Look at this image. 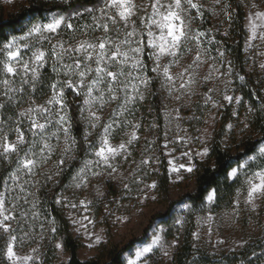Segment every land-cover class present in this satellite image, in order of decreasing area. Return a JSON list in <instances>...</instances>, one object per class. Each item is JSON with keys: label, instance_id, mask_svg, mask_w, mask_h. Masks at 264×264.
Wrapping results in <instances>:
<instances>
[{"label": "rangeland", "instance_id": "rangeland-1", "mask_svg": "<svg viewBox=\"0 0 264 264\" xmlns=\"http://www.w3.org/2000/svg\"><path fill=\"white\" fill-rule=\"evenodd\" d=\"M50 1L68 4L72 0ZM242 1L246 12V42L244 49L248 68L250 72L261 79L264 85V67H262L264 65V38H261V35L264 34V27H258L256 38L251 39L252 33L249 21V17L254 16L256 12H264V0ZM136 2L148 3V0H136ZM25 4V0H0V13L7 16L20 10ZM99 6L100 0L96 7ZM84 9L79 11L83 13L82 16H76V12L72 14L62 12L50 14L48 20L53 14L68 17L67 22L72 23L75 29L70 30L62 26L59 35L44 32L43 37L51 36V43L44 42L41 34L33 33L29 37L27 35L28 31L16 36L18 38L23 37L22 40H18V43L21 45L27 43L37 47L42 46L45 50H49L51 44H55L61 39L65 41L66 46L69 42L76 45L79 41L86 39L94 42L96 37L104 34L100 29L93 31L85 28L86 25L93 24V18L92 15L85 13ZM143 14V12L137 14L136 27L138 30L141 28L139 17ZM93 15L99 17L101 14L97 11ZM47 21H36L34 23ZM256 23L264 24L262 21ZM109 24V34L113 39L117 37L123 39L125 32L132 30L131 21L127 29L124 27L123 22L117 24L109 22ZM85 31L88 33L87 36L84 35ZM185 47L191 48V51L182 52L179 62L173 64L170 68V73L175 80L174 84L166 83L162 73L159 75L166 93L163 152L167 159L172 186L170 199L171 201H178L173 209L172 221L178 227L176 231L183 229L186 223L192 221L195 226L193 230L194 246L199 251L208 252L215 255L216 259H220L223 253L239 251L243 247L246 237L251 235L252 232L259 231L261 239L264 238V199H257L254 205L245 203L246 186L244 185L243 175V172L247 171V168H245L241 171L239 179L230 177L231 180L241 182L239 196L236 194L231 206L222 207L217 205L215 190H211L207 195V197L210 194L213 195L212 201H209L206 197L205 201L198 206H194L187 201H180L183 195L194 191L195 160L204 161L207 159L208 155L201 157L198 153L202 152L204 148H208L209 154L214 130L227 108H230L232 113H236V115H233L234 118L239 119L229 123L232 128L227 127L223 145L228 148H235L238 144L236 136H242L247 130L244 116L241 115L240 117L241 101L237 104L235 100L229 103L223 99L225 94L240 97L233 91L227 57L224 54L223 56L220 55V53H223L221 50L215 52L208 49L205 39L201 40L199 46L195 42H190ZM21 51L25 53V59L31 55L23 47H21ZM197 52L200 53L198 66L193 64ZM75 55L80 54L76 53ZM170 59L172 58H162L161 65L167 64ZM65 62L71 63L67 58ZM189 65H192V68L185 72ZM133 74L136 75L135 72ZM22 78H24L22 71L20 75L11 77V80L15 82L11 85L13 91L9 93H15L20 89ZM65 79L67 78L64 77L63 80ZM73 79L76 78L73 77ZM189 80L192 82L189 83ZM181 83H185L186 87L180 88ZM146 88L140 85L143 96ZM4 91H6V88L0 83V97ZM129 92L132 94L131 89H129ZM93 94L96 95L95 92ZM140 101L142 100L137 98L127 105V111L118 110V114L113 112L114 109H117L118 102L105 105L103 111L97 113L102 119L95 128L90 127L87 106L83 103L82 108L85 110L82 115L88 143H98L103 132L101 125L111 124L113 120H116L117 123L114 125L110 137L111 144L118 145L122 141H127L134 130L132 125H139L137 106ZM40 105L49 107L54 113L53 124L49 125L44 132V136L48 138L47 142L52 146V150L49 152L44 149L41 152L43 141L39 135H33V132L30 131L31 121L28 116H24L28 122L29 133L27 136L24 135L26 143L22 147L26 150L31 148L35 152V157L30 156V158L36 159L37 164L31 173H27L26 170L17 172V154L13 153L5 157L12 169L8 172L1 191L6 200L5 214L15 217L7 222L14 229L12 234L17 237L14 250L18 256H32L33 260L29 261L28 264L41 263L43 241L50 235L51 226L39 205L41 191L50 183L58 181L61 175L72 166L74 160V145L66 153L64 151V134L62 131H57L59 125L55 124V120L58 119V115H55V112L59 107L58 105H48L47 102L32 103L24 109L23 113ZM63 111L67 113L66 108ZM93 111H95V108H93ZM36 115L35 112L32 113L33 118H36ZM40 122L43 123V119ZM66 126L69 127V124ZM138 129H135V131L139 139ZM10 133V128L4 127L0 118V136L5 134V137L14 143L18 134L15 138H10ZM53 133H57L59 139ZM34 141L35 143H33ZM261 146H264V144H260L258 149ZM258 149L251 155L257 156L255 161L248 160L247 157L239 165H251L254 169L256 165L264 162L258 156ZM90 151L89 149L84 162L95 159L94 156L89 155ZM185 153L188 154L185 155ZM20 155L23 156V152ZM10 157H13V161L10 160ZM61 160L64 161L63 164L60 163ZM144 160H148L149 163L142 164L141 162ZM169 161H171V164ZM159 162L154 147L149 146L141 149L138 146V140H136L128 147L126 153L111 161L116 171L113 172L111 168L104 165L91 164L89 170L83 174L86 179L80 187H76L79 181L74 180L73 177L80 174V168L83 165L74 171L69 182L58 193L57 201H60L59 204L69 218L74 235L81 238L83 242L84 246L79 252L81 259L86 260L93 257L96 253V247L101 242L106 241L107 234L110 233L117 243H127L132 239H141L131 250L124 254L125 264H128L130 259L135 258V252L138 248L149 245H153L154 250L148 254L147 264H173V255L178 244V234L174 238H169L167 234L168 227L159 220H154L156 214L167 211V204L157 196L155 189L147 187L153 182L156 183L155 177L159 171ZM180 165L185 167L181 168ZM173 167L177 168L178 171H172ZM188 167H192L193 170L191 172L187 171ZM13 176L16 178L13 179ZM109 180L118 181L122 188L121 195L111 201H107L105 190V184ZM125 184L128 185L127 188L124 187ZM153 196L156 198L152 199ZM82 200L91 202L88 211L80 206ZM72 204L77 205V207L72 208ZM85 216L88 217L87 220L84 219ZM82 225L86 227H82ZM98 236L101 237L99 242H97ZM157 236L160 237V242L159 245H154L153 241ZM58 244L61 245L60 241L57 242ZM33 249L36 251L33 252ZM58 251L59 260L66 261L68 257L61 246L58 247ZM165 252H167V255H165Z\"/></svg>", "mask_w": 264, "mask_h": 264}, {"label": "trees", "instance_id": "trees-1", "mask_svg": "<svg viewBox=\"0 0 264 264\" xmlns=\"http://www.w3.org/2000/svg\"><path fill=\"white\" fill-rule=\"evenodd\" d=\"M26 4L18 11L9 15L0 13V43L12 36H19L28 31L32 23L47 21L50 14L62 12L72 14L88 7L98 6L99 0H72L68 4H62L50 0H25ZM202 5V16L196 10H192L195 19L192 29L204 32L201 38L207 41L210 50H221L227 57L232 79L233 91L241 97V115L247 123V130L242 136H236L238 142L235 148L223 145V139L227 134V127L234 118L230 108L214 130L209 154L206 160H195V189L191 193L183 195L180 201L198 206L202 204L211 190H215L216 204L222 207L231 206L241 186L239 180H231L228 173L238 166L247 157L253 155L260 144H264V85L261 79L250 72L245 54L246 12L242 0H194ZM138 17L134 20L137 22ZM2 58V57H0ZM148 66L146 75L150 77V83L145 90L144 99L138 103L139 110V139L138 146L141 149L154 147L159 158V171L155 177L157 196L167 204V211L158 213L154 220H159L168 227V237L174 238L178 234V244L173 255V264H264V238L260 232H252L246 237L243 247L236 252L223 253L220 259L215 255L203 253L194 246L192 221L186 223L183 229L176 231L178 227L173 223V209L178 201H171V181L168 172L167 159L163 152L164 141V107L166 93L162 86L161 77L150 71L153 61L144 57ZM53 61L49 59L44 69H41V78L33 88L32 82L21 83L20 89L15 93L5 91L1 94L0 101L5 107L0 109V118L4 127L11 130L10 138H15L19 128L24 135L29 133L26 117L22 116L24 109L32 103H45L52 96L51 84L56 80H63V74L57 76L52 71ZM243 77V79H241ZM10 79L0 73V81ZM64 103L67 114L70 117L69 129L74 144V160L72 166L67 169L56 182L50 183L41 191L39 205L44 212L49 225L50 235L44 239V245L40 264H125L124 254L131 250L141 239H132L127 243H117L107 234L106 241L96 247L93 257L83 260L79 256L83 248L81 238L74 235L72 224L63 207L57 203L58 193L66 186L76 169L83 165L89 151V143L85 139L86 126L81 109L84 95H76L72 90L65 88ZM244 112V113H243ZM241 132V131H240ZM5 134L0 136L2 142ZM13 161V157H10ZM12 169L5 156L0 155V193L3 189L6 176ZM107 201L118 198L122 193L121 185L116 180H109L105 184ZM52 229H55L53 231ZM175 230V231H174ZM9 239L8 233L0 231V264H10L5 256ZM60 241L63 252L67 255L66 261H60L57 242Z\"/></svg>", "mask_w": 264, "mask_h": 264}, {"label": "snow or ice", "instance_id": "snow-or-ice-1", "mask_svg": "<svg viewBox=\"0 0 264 264\" xmlns=\"http://www.w3.org/2000/svg\"><path fill=\"white\" fill-rule=\"evenodd\" d=\"M219 2V0H217ZM202 5L194 0H148V3H137L136 0H100L99 7L85 8L84 12L92 15L93 24L86 25V29H92L93 31L102 30V36L95 38V41L82 40L76 45H72L70 42L67 44L64 40H58L57 43L51 44L49 50H45L42 46L29 45L27 43L21 45L18 40H22L23 37L12 36L11 39H6L5 42L0 43V73H3L5 77H16L23 72L22 83H29L28 77L32 82L33 88H35L36 82L41 78V69H44L49 62V59L53 61L52 71L57 76L63 74L67 79L56 80L51 84L52 96L47 101L48 105H58L55 115H58V119L55 120V124L59 125L57 131H62L65 138L64 151L67 153L71 150L72 145L75 144L74 138L70 136V129L67 124H70L69 115L64 112L66 107L64 103L65 88L72 90L76 95H84V105L87 106L88 120L90 127L95 128L97 124L101 122V116L97 113L103 111L105 105L118 102L117 109L113 112L118 114V110L127 111V105L134 102L137 98L144 99L143 93L140 91V85L145 88L150 83V77L146 75L148 66L144 57L147 60H151L154 63V67L150 69L151 72L156 73L157 76L161 75L166 83L175 82L174 77L170 73V68L173 64L179 62L180 54L184 51H191V48L185 46L190 42H195L197 46L201 43V38L205 36L204 32H193L192 22L195 17L192 16V10L195 9L197 14L202 16ZM99 12V17L93 15L95 12ZM144 14L139 17L141 28L138 30L136 22L133 17L138 13ZM76 16H82L83 13L76 12ZM68 17L64 15L53 14L47 22L34 23L28 29L27 35L30 37L33 33L41 34L44 42L51 43V36L43 37V33L59 35L62 26L67 29L75 30L72 23L67 22ZM132 23V30L126 31L123 39L117 37L113 39L110 33V24H117L123 22L124 27L127 29L129 22ZM251 39L256 38L257 28L264 27V24H257V21L264 22V12H256L254 16L249 17ZM87 31L84 35L87 36ZM264 38V34L261 35ZM21 47L27 49L30 56L25 59V53L21 51ZM79 53L80 55H75ZM223 56V53H220ZM170 57L167 64L161 65L162 58ZM71 61L66 63L65 59ZM200 62V53L197 52L196 58L193 64ZM264 67V65H262ZM192 68L189 65L185 69L187 72ZM136 73L134 75L133 73ZM182 75V74H181ZM73 77L76 79L74 80ZM243 79V77H241ZM14 80L3 79L0 81L5 88V95L13 91L11 85ZM192 81L189 80V83ZM185 83L180 84V88H185ZM131 89V93L129 92ZM96 93L94 95L93 93ZM179 98V97H177ZM211 99V97H209ZM224 100L229 103H240L241 97H234L225 94ZM98 105V106H97ZM5 107L4 104H0V109ZM95 108V111H93ZM85 109H81L83 113ZM36 113V118L32 117V113ZM63 113V114H61ZM22 116H28L30 123V131L33 135H39L43 141V148L49 152L52 150V146L47 142L48 138L44 136V132L49 125L53 124V111L47 106L40 105L37 108H30L25 113H21ZM233 115H236L233 112ZM43 119V123L40 120ZM117 123L113 120L111 124H102L103 132L99 138L98 143H90L88 145L89 155L95 157L94 160H87L80 168V174L74 176L73 179L79 181L76 187H80L81 183L86 179L85 174L89 170V165L95 164L97 166L104 165L111 168L112 171H116L111 161L116 159L123 153H126L128 147L133 141L138 140L135 129L139 128V125H132L133 131L130 134V138L127 141H122L118 145H113L110 142V137L113 133V127ZM232 128V125H228ZM18 135L16 141L10 142L7 137H4L0 142V155L10 156L11 154H17V172L26 170L27 173H31L33 168L37 164V160L31 157H35V152L29 148L24 149L22 146L26 143L24 133L17 128ZM57 139L59 136L57 133H53ZM87 140V136L85 137ZM35 143V141L33 142ZM167 147V145H165ZM23 152V156L20 153ZM188 153H185L187 155ZM201 157L208 155V148H204L202 152L198 153ZM258 156L264 160V146L258 149ZM257 156H250L248 160L255 161ZM63 160L60 161L63 164ZM142 164H148V160L141 162ZM171 164V161H169ZM181 168L185 167L180 165ZM247 168V171L243 172L244 185L246 186V200L247 204H255L257 199H264V162L256 165L255 168L251 165L241 164L237 168L231 169L228 173V177L239 179L241 171ZM192 167H188L187 171L191 172ZM172 171H178L173 167ZM16 177L13 176V179ZM50 178V177H49ZM128 187L127 184L124 185ZM150 189H156L157 184L153 182L147 186ZM237 195L239 196V190ZM156 197L153 196L152 199ZM207 199L213 200V195L210 194ZM5 196L0 193V231L9 234V239L6 246L5 256L10 264H28L33 260L32 256H18L14 250V245L17 241V237L12 234L11 224L8 221L15 217L5 214ZM60 201L58 200L57 203ZM238 202V200H237ZM90 201H80V206L88 211ZM72 208H76L77 205L72 204ZM88 219L87 216L84 217ZM91 222V221H89ZM82 227H86L82 225ZM55 231V229H52ZM101 237H97V242ZM160 237H156L153 241L154 245H159ZM61 245H57L60 247ZM154 250L153 245L138 248L135 252V258L130 259L128 264H147L148 254ZM36 250L33 249V252ZM167 255V252H165Z\"/></svg>", "mask_w": 264, "mask_h": 264}]
</instances>
